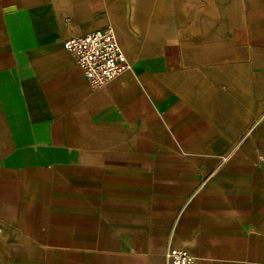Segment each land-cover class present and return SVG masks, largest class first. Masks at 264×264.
Listing matches in <instances>:
<instances>
[{
	"label": "crops",
	"instance_id": "1",
	"mask_svg": "<svg viewBox=\"0 0 264 264\" xmlns=\"http://www.w3.org/2000/svg\"><path fill=\"white\" fill-rule=\"evenodd\" d=\"M111 24L91 86L64 42ZM264 264V0H0V264Z\"/></svg>",
	"mask_w": 264,
	"mask_h": 264
},
{
	"label": "built area",
	"instance_id": "2",
	"mask_svg": "<svg viewBox=\"0 0 264 264\" xmlns=\"http://www.w3.org/2000/svg\"><path fill=\"white\" fill-rule=\"evenodd\" d=\"M64 44L95 89L104 87L132 67L111 24L75 34ZM166 257L169 264L197 263L192 253L179 246H170Z\"/></svg>",
	"mask_w": 264,
	"mask_h": 264
}]
</instances>
